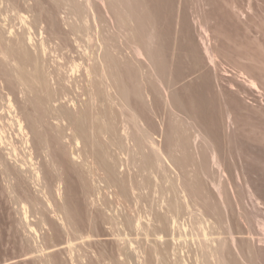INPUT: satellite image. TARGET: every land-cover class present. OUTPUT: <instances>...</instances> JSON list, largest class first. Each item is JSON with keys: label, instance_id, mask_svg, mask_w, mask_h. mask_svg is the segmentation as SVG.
Listing matches in <instances>:
<instances>
[{"label": "rangeland", "instance_id": "1", "mask_svg": "<svg viewBox=\"0 0 264 264\" xmlns=\"http://www.w3.org/2000/svg\"><path fill=\"white\" fill-rule=\"evenodd\" d=\"M62 1L0 0V33L8 43L30 32L33 42L28 48H43L44 56H39L51 74V85L61 84L51 86L62 88L58 102L74 113H83L87 105L85 129L94 133L99 123L107 132L93 137L89 132L85 138L72 135L75 129L65 128V122L56 126L50 121L54 126L42 128L45 141L41 143L31 127L38 112L18 94L13 79L5 77L0 62V136L4 137L0 142V264H160V257L167 253L172 260L184 258L193 264L198 240L204 238L191 230L192 217L187 214L180 220L179 224L187 222L186 231L170 226L165 235L155 222L156 216L166 214L169 199L190 200L191 211L200 214L203 209L194 205L192 195L205 210H214L224 224L230 219L236 236L240 238L242 231L241 238L247 239L248 212L253 209L264 217V0H77L86 16L90 13L85 20L89 25L83 22L88 28L83 29H78L82 21ZM204 40L212 63L204 51ZM135 47L143 50L142 56L138 57ZM106 51L114 63L110 81L116 82H106L108 87L112 83L105 87L111 95L107 101L88 105L93 85L85 67L100 63ZM9 102L27 132L19 131L16 118L10 117ZM59 126L68 129L66 133L56 134ZM54 133L59 138L65 134V139H56ZM213 151L220 169L209 162ZM109 169L114 170L115 179L109 178ZM219 180L227 208H222L212 185ZM174 187L176 194L171 191ZM248 190L253 193L251 199ZM239 243L243 258L249 260L247 242ZM229 249L224 253L226 262L240 264L237 250ZM154 253L159 254L158 260ZM254 257L252 261L261 262Z\"/></svg>", "mask_w": 264, "mask_h": 264}, {"label": "bare ground", "instance_id": "2", "mask_svg": "<svg viewBox=\"0 0 264 264\" xmlns=\"http://www.w3.org/2000/svg\"><path fill=\"white\" fill-rule=\"evenodd\" d=\"M61 1V0H60ZM66 1V0H65ZM65 1H62L63 2V5H64V7H66L67 5L68 6H70V7H68V10L70 11L69 13H71L73 16H75L78 20L80 19L82 22V24L81 23H77V24H80V25H82L81 26V28H78V25H77V28L78 29H83V28H88L87 27V17H88V15L90 14V13H87L88 15L86 16V14H85V9H84V7H82L84 10H82L80 7V5H77L76 4V1L77 0H75V1H69V0H67L66 2ZM85 1V0H84ZM100 1V0H99ZM104 1H106V0H104ZM103 1V2H104ZM16 2V1H15ZM57 2H59V1H57ZM65 2V3H64ZM72 2V3H71ZM79 2V1H78ZM77 2V3H78ZM94 2V1H93ZM102 2V1H101ZM110 2V1H109ZM60 4H61V2H59ZM67 3H69V4H67ZM84 3V2H83ZM86 3V2H85ZM84 3V4H85ZM88 3H90V1L88 2ZM104 4V3H103ZM108 4V3H107ZM112 4V3H111ZM116 4V3H115ZM83 5V4H82ZM80 6V7H79ZM105 6V5H104ZM110 6V5H109ZM112 6V5H111ZM63 7V6H62ZM108 8V7H107ZM64 9V8H63ZM91 9V8H90ZM111 9V8H110ZM107 10V9H106ZM65 11V10H64ZM83 11H84V14H83ZM94 11H96V10H94ZM111 11V10H110ZM97 13V12H96ZM108 14V13H107ZM109 14H111V13H109ZM94 15V14H93ZM72 16V17H73ZM113 15H111V17H112ZM67 17V16H66ZM69 17V16H68ZM71 17V16H70ZM92 17V16H91ZM115 17V16H114ZM95 18V17H94ZM93 18V19H94ZM116 18V17H115ZM69 19V18H68ZM88 19H90V18H88ZM107 19V18H106ZM113 19V18H112ZM87 22H86V21ZM65 21V23H66V20H64ZM71 21H72V19H71ZM75 21V20H74ZM85 21V23H87L85 26H84V24H83V22ZM96 21H97V19H96ZM107 21V20H106ZM114 22H116V21H114ZM120 22V21H119ZM102 23H104V21L102 22ZM106 24H108V23H106ZM67 25V24H66ZM75 25V24H74ZM89 25V24H88ZM109 25V24H108ZM115 25V24H114ZM72 26V25H71ZM76 26V25H75ZM105 26V25H104ZM104 26H102L103 28H104ZM107 26V25H106ZM74 27V26H73ZM83 27V28H82ZM99 27V26H98ZM60 28V27H59ZM93 28V27H92ZM106 28V27H105ZM71 29V28H70ZM76 29V28H75ZM100 29V28H99ZM115 29V28H114ZM72 30V29H71ZM77 30V29H76ZM88 30H91V29H88ZM95 30V29H94ZM81 31V30H80ZM83 31V30H82ZM97 31H99V30H97ZM96 31V32H97ZM101 31V30H100ZM117 31V30H116ZM0 32H2V31H0ZM26 32V31H25ZM59 32V31H58ZM72 32V31H71ZM70 32V33H71ZM112 32V31H111ZM11 33V32H10ZM95 33V32H94ZM104 33V32H103ZM24 34V33H23ZM22 34V35H23ZM67 34V33H66ZM85 34V33H84ZM77 35H79L78 33H77ZM90 35V34H89ZM92 35L93 34H91V37H92ZM97 35H99L100 36V34H97ZM109 36H111L110 34H108ZM4 35H2V33H0V60H2V61H0L1 63H3L4 65L3 66H5V70H4V72H5V77H8L10 80L11 79H13V82H12V85L13 84H15V87H16V89H18V91H19V93L18 94H20V95H22L21 97L23 98H25L26 99V101H31V105H32V107L34 108V111L33 112H35V113H37L38 112V114H36L35 116H36V118H34V120H33V126H31L34 130H33V132H36V133H34V134H37L38 136H39V138H41V140L42 141H40L41 143H43L44 141H43V136H42V134H41V130H42V128H44V126L46 125V124H50V126L51 127H53L54 125V123L56 124V126H58V124L57 123H60V124H62V123H67L68 125H66L65 126V128L67 127V126H70V130H71V128L73 127L74 129H75V131L76 132H73V134L72 135H74L75 133H77V135H81V136H85V138H86V135L88 136L89 135V132H88V130L87 129H85V124H86V116L88 117V112L86 113V111L84 112V110L88 107L87 105H84V106H86V108L83 110V113H81L82 111H80V113H74L72 110H71V108L68 106V105H66V104H63V103H59L58 101H60V96L61 95H63L61 92V95H60V93H59V90H61V89H59L58 88V86H57V88L59 89V90H54L51 86H53V84L54 83H56V82H52L53 84L51 85V74L50 73H48L45 69H44V59H43V57L42 58H40L43 54V52L41 51L43 48H39V47H33L32 48V46L30 47V48H32L33 49V51L34 52H31L30 51V48H28V44H30L31 42H33L32 40V38H31V35H30V32H29V34H27V35H25L24 34V36H22V37H19V39L20 40H18V42L16 41V42H8V40H7V42L8 43H6L5 42V40L3 41V38L5 37H3ZM86 36V35H85ZM114 36V35H113ZM76 37V36H75ZM83 37V36H82ZM91 37H89V38H91ZM96 37V36H95ZM69 38V37H68ZM79 38V37H78ZM80 38H81V34H80ZM98 38V37H97ZM118 38V37H117ZM59 39V38H58ZM73 39H75V38H73ZM85 39H87V37L85 38ZM99 39H100V37H99ZM14 40V39H13ZM68 40V39H67ZM110 40V39H109ZM108 40V41H109ZM113 40V39H112ZM112 40H110V41H112ZM115 40V39H114ZM207 40V39H206ZM81 41V40H80ZM88 41V40H87ZM91 41H92V39H91ZM93 41H94V39H93ZM98 41V40H97ZM101 41V40H100ZM100 41L98 42V43H100ZM105 41V40H104ZM117 42H118V40H116ZM205 41V40H204ZM5 42V43H4ZM73 42V41H72ZM75 42V41H74ZM90 42V41H89ZM102 42H103V40H102ZM114 42V41H113ZM104 43V42H103ZM42 44V43H41ZM73 44V43H72ZM79 44V43H78ZM88 44V43H87ZM93 44V43H92ZM91 44V45H92ZM102 44V43H101ZM115 44V43H114ZM117 44V43H116ZM31 45H33V46H35L34 45V43L33 44H31ZM37 45V44H36ZM40 45V44H39ZM42 45H44V44H42ZM46 45V44H45ZM99 45V44H98ZM103 45V44H102ZM41 46V45H40ZM79 46V45H78ZM81 46V45H80ZM83 46V45H82ZM94 46V45H93ZM110 46V45H109ZM112 46V45H111ZM114 46V45H113ZM119 46V45H118ZM203 46H204V51H205V53H206V55H207V58L209 59L208 61H210L211 63L213 62V56H212V54H211V51H210V49L208 48L209 46H207V44H206V41L205 42H203ZM42 47H44V46H42ZM65 47H67V46H65ZM87 47V46H86ZM96 47V46H95ZM105 47V46H104ZM38 48V49H37ZM46 48V47H45ZM116 48H118V47H116ZM48 49V48H47ZM85 49V48H84ZM87 49H89V47L87 48ZM106 49V48H105ZM110 49V48H109ZM135 49H136V54L138 55V57L139 56H142L143 55V50L141 51L140 50V48H136L135 47ZM45 50V49H44ZM77 50H78V48H77ZM89 50H91V48L89 49ZM103 50V49H102ZM108 50V49H107ZM94 51V50H93ZM96 51V50H95ZM115 51V50H114ZM133 51H134V49H133ZM47 52V51H46ZM117 52V51H116ZM75 53V52H74ZM92 53V52H91ZM95 53V52H94ZM105 53V52H104ZM119 53V52H118ZM45 54V53H44ZM69 54H70V51H69ZM88 54V53H87ZM102 54V53H101ZM112 54V53H111ZM39 55H41V56H39ZM78 55V54H77ZM44 56V55H43ZM47 56V54L45 55V57ZM93 56V55H92ZM95 56V55H94ZM84 57V56H83ZM87 57H88V55H87ZM99 57V56H98ZM2 58V59H1ZM70 59V58H69ZM74 59V58H73ZM80 59V58H79ZM83 59V58H82ZM86 59V58H85ZM97 59V58H96ZM102 59V60H101ZM46 60V59H45ZM60 60V59H59ZM90 60V59H89ZM98 60V59H97ZM96 60V61H97ZM100 60H101V62L100 63H95V66H94V64H93V67L91 68V67H87V69H86V67H85V74H86V76H87V78L89 79V82L91 83L90 85H93V86H91V88H90V90H89V92H88V99H87V102L86 103H88V105H89V103H91V102H100V103H102L104 100H106L105 98L106 97H111V95H110V93H109V91H108V94H107V91L105 90L106 88V84L108 83V81L109 82H112V81H110L111 80V78L113 79V77H112V75H111V65H113L114 63H113V58L112 57H110V55H109V53L106 51V53H105V56L103 55V57H100ZM148 60V59H147ZM40 61H42L43 63H41ZM66 61V60H65ZM68 61V60H67ZM84 61V60H83ZM214 62H216L215 60H214ZM68 63H69V61H68ZM80 63V62H79ZM85 63V62H84ZM112 63V64H111ZM52 64V63H51ZM78 64V63H77ZM65 65H67V64H65ZM75 65V64H74ZM53 66V65H52ZM58 66V65H57ZM61 66V65H60ZM73 66V65H72ZM73 68V67H72ZM75 68V67H74ZM48 69V68H47ZM70 70H71V68H70ZM78 70V69H77ZM84 70V69H83ZM53 71V70H52ZM82 71V70H81ZM113 71V70H112ZM58 72V71H57ZM78 72V71H77ZM52 73V72H51ZM71 73V72H70ZM78 74V73H77ZM84 74V73H83ZM82 74V75H83ZM84 74V75H85ZM113 74H115V73H113ZM53 75V74H52ZM59 75V74H58ZM66 75V74H65ZM69 75V74H68ZM61 76V75H60ZM77 76V75H76ZM115 76V75H114ZM56 77V76H55ZM65 77V76H64ZM74 77H75V75H74ZM79 77V76H78ZM82 77V76H81ZM60 78V77H59ZM72 78V77H71ZM116 78V77H115ZM9 79H8V83H10V81H9ZM53 79V78H52ZM75 79H76V77H75ZM82 79V78H81ZM80 79V80H81ZM59 80V79H58ZM79 80V79H78ZM83 80V79H82ZM81 80V81H82ZM6 81V80H5ZM55 81V80H54ZM61 81V80H60ZM59 81V82H60ZM68 81V80H67ZM75 81V80H74ZM73 81V82H74ZM84 81V80H83ZM87 81V80H86ZM62 82V81H61ZM78 82V81H77ZM107 82V83H106ZM115 82H116V80H115ZM114 82V83H115ZM58 83V82H57ZM56 83V84H57ZM69 83V82H68ZM83 83V82H82ZM82 83H81V85H82ZM113 83V82H112ZM112 83H109V87H110V84H112ZM113 83V84H114ZM11 84V83H10ZM56 84H54L55 86H56ZM73 84V83H72ZM75 84V83H74ZM77 84H79V83H77ZM86 84V83H85ZM6 85V84H5ZM57 85H59V84H57ZM61 85V84H60ZM59 85V86H60ZM76 85V84H75ZM63 86H64V83H63ZM68 86V85H67ZM7 87V86H6ZM61 87V86H60ZM75 87V86H74ZM73 87V88H74ZM90 87V86H89ZM93 87V88H92ZM108 87V86H107ZM108 87V88H109ZM80 88V87H79ZM86 88V87H85ZM107 88V89H108ZM119 88V87H118ZM66 89V88H65ZM64 89V87H63V90H65ZM69 90H70V88H68ZM96 89V90H95ZM157 89V88H156ZM72 90V89H71ZM81 90V89H80ZM10 91V90H9ZM66 91V90H65ZM77 91V90H76ZM116 91H117V89H116ZM12 92V91H11ZM68 92V91H67ZM74 92V91H73ZM118 92V91H117ZM63 93H64V91H63ZM69 93V92H68ZM77 94H78V92H77ZM80 94V93H79ZM116 94V93H115ZM65 95V94H64ZM71 95V94H70ZM30 96L32 97V99L30 98ZM69 96V95H68ZM78 96V95H77ZM70 97V96H69ZM86 97V96H85ZM1 98V97H0ZM29 98H30V100H29ZM67 98V97H66ZM65 98V99H66ZM7 99H9V97L7 98ZM24 99V100H25ZM68 99V98H67ZM71 99V98H70ZM69 99V100H70ZM108 99V98H107ZM4 100V99H3ZM9 101V100H8ZM62 101V100H61ZM63 101H64V99H63ZM67 101V100H66ZM65 101V102H66ZM76 101V100H75ZM74 101V102H75ZM81 101V100H80ZM107 101V100H106ZM108 101H110V100H108ZM112 101V100H111ZM1 102H2V100H1ZM7 103V102H6ZM27 103H29V102H27ZM59 103V104H58ZM76 103H77V101H76ZM112 103V102H111ZM110 103V104H111ZM74 104V103H73ZM168 104V103H167ZM81 105H83V104H81ZM93 105V104H92ZM112 105V104H111ZM4 106V105H3ZM94 106V105H93ZM110 106V105H109ZM8 107H9V109L8 110H11V111H9V113L12 115V116H10V117H15L16 118V122H17V125H18V128H19V131H21L22 133H24V132H27V131H25V128H26V126H25V128H24V126H23V123H22V121H21V119L20 118H18L19 116H17L15 113V111L16 110H13L14 109V106H13V104H11V102H9V104H8ZM31 107V106H30ZM97 107V106H96ZM112 107V106H111ZM32 108V109H33ZM93 108V107H92ZM98 108V107H97ZM102 108V107H101ZM6 109V108H5ZM16 109V108H15ZM18 109V108H17ZM87 109H89V107L87 108ZM94 109V108H93ZM93 109H91L92 111H93ZM100 109V108H99ZM104 109V108H103ZM102 109V110H103ZM80 110V109H79ZM98 110V109H97ZM1 111V110H0ZM19 111V110H18ZM17 111V112H18ZM23 111V110H22ZM32 111V110H31ZM37 111V112H36ZM104 111V110H103ZM6 112V111H5ZM7 113V112H6ZM21 113V112H20ZM23 113V112H22ZM21 113V114H22ZM32 113V112H31ZM97 113V112H96ZM9 114V115H10ZM14 114V115H13ZM102 114V113H101ZM2 114H1V112H0V116H1ZM4 115V114H3ZM91 115V114H90ZM100 115V114H99ZM103 115H104V113H103ZM107 115V114H106ZM6 116V115H5ZM3 117V116H2ZM0 118V120L1 119H3V118ZM9 117V116H8ZM99 117V116H98ZM24 118V117H23ZM30 118V117H29ZM92 118V117H91ZM95 118V117H94ZM14 119V118H13ZM28 120V119H27ZM26 121V120H25ZM50 121L51 122H53V124H51L50 123ZM8 122V121H7ZM15 122V123H16ZM110 122V121H109ZM4 123V122H3ZM98 123V122H97ZM5 124V123H4ZM59 124V125H60ZM1 125V124H0ZM25 125V124H24ZM53 125V126H52ZM55 126V127H56ZM109 126V125H108ZM127 126V125H126ZM3 127V126H2ZM51 127H50V130H53V128L51 129ZM60 127V126H59ZM102 127V126H101ZM100 126H99V123H98V125L95 123V130H96V132H94V133H96V134H100L101 135V133L103 132L102 130H104L105 131V129H106V127H102L101 128ZM41 128V129H40ZM46 128H49V126L48 127H46ZM45 128V129H46ZM68 128V127H67ZM72 128V129H73ZM105 128V129H104ZM56 129V128H55ZM54 129V130H55ZM60 129H62V127H60ZM58 130V129H56L55 130V133L56 132H58L59 133V135L60 134H62V133H66V130H68V129H62V130H65V131H61V130ZM73 129V130H74ZM90 129V128H89ZM107 129H108V127H107ZM48 130V129H47ZM73 130H71V132L73 131ZM46 131V130H45ZM86 131H87V133L88 134H86ZM102 131V132H101ZM54 132V131H53ZM99 132H101V133H99ZM105 132H107V130L105 131ZM104 132V133H105ZM43 133H44V131H43ZM52 133V132H51ZM54 133V137H56V139L57 138H59V136L57 137V135L56 134H58V133H56L55 134ZM91 133V135H90V137L92 136L93 137V131L92 132H90ZM0 134H2V133H0ZM21 134V133H20ZM95 134V135H96ZM141 134H143V133H141ZM140 134V135H141ZM181 134H182V132H181ZM44 135V134H43ZM76 135V134H75ZM103 135V134H102ZM42 136V137H41ZM68 136V135H67ZM81 136H78L79 138L81 137ZM147 136V135H146ZM183 136H184V134H183ZM54 137H53V139H54ZM89 137V136H88ZM95 137V136H94ZM97 137H99V136H97ZM178 137H180V136H178ZM185 137H187V136H185ZM184 137V138H185ZM4 137L1 135L0 136V142L1 143H3L4 142V139H3ZM65 139V134H63L62 136H60V138H59V140H62V139ZM141 138V137H140ZM147 138V137H146ZM45 139V138H44ZM56 139H54V141H56ZM68 139V138H67ZM94 139V138H93ZM93 139L91 140L92 142V144L95 142H93ZM142 139V138H141ZM183 139V138H182ZM190 138H188L187 137V140H189ZM194 139H197V136H196V138H194ZM59 140H57V142L59 141ZM143 140V139H142ZM202 140V139H201ZM9 141V140H8ZM68 141V140H67ZM97 141H99L98 139H97ZM185 142H186V140H184ZM191 141V140H190ZM56 142V143H57ZM69 142V141H68ZM182 142V141H181ZM56 143H53V144H56ZM59 143H61L62 144V142H59ZM58 143V144H59ZM90 143V144H91ZM152 143V142H151ZM187 143V142H186ZM185 143V144H186ZM40 144V143H39ZM46 144H47V142H46ZM58 144H56V145H58ZM65 144H67V143H65ZM97 144H98V142H97ZM141 144V143H140ZM184 144V143H183ZM199 144V143H198ZM42 145V144H41ZM48 145V144H47ZM50 145V144H49ZM60 145V144H59ZM96 145V144H95ZM100 146H101V144H99ZM152 145H153V143H152ZM99 146V147H100ZM141 146V145H140ZM190 146V145H189ZM197 146V145H196ZM11 147H12V145H11ZM41 147V146H40ZM48 147V146H47ZM66 147V146H65ZM94 147V146H93ZM144 147V146H143ZM181 147H182V145H181ZM186 147V146H185ZM13 148V147H12ZM42 148V147H41ZM103 148V147H102ZM187 148V147H186ZM91 149V148H90ZM96 149V148H95ZM94 149V150H95ZM100 149H101V147H100ZM154 149V148H153ZM181 149V148H180ZM198 149V148H197ZM47 150V149H46ZM55 150V149H54ZM93 150V151H94ZM102 150H105L104 148L102 149ZM184 150V149H183ZM13 151H16L14 148H13ZM43 151V150H42ZM49 151H51V150H49ZM97 150H95L94 152H96ZM142 151V150H141ZM185 151V150H184ZM94 152H92V153H94ZM102 152V151H101ZM104 152V151H103ZM47 153H48V150H47ZM97 153H99V152H97ZM155 153V152H154ZM186 154H187V152H185ZM185 153H184V155H185ZM13 154V153H12ZM101 154H103V153H101ZM93 155V154H92ZM10 156V155H9ZM95 156V155H94ZM98 156V155H97ZM100 156V155H99ZM102 156V155H101ZM104 156V155H103ZM187 156V155H186ZM95 158V157H94ZM93 158V159H94ZM105 158V157H104ZM103 158V159H104ZM143 158V157H142ZM199 158V157H198ZM4 159H6V158H4ZM96 159V158H95ZM94 159V160H95ZM102 159V158H101ZM103 159H102V164H103ZM7 160V159H6ZM184 160V159H183ZM185 160H186V158H185ZM199 160V159H198ZM197 160V161H198ZM98 161H99V159H98ZM187 162H188V160H186ZM185 161V162H186ZM203 161H205V159L203 160ZM101 162V161H100ZM106 162V161H105ZM199 162V161H198ZM210 164H211V166L212 167H216V168H218V169H220L221 168V164L219 163L220 161H218V159H217V156H216V154H215V152L213 151V152H211L210 153ZM3 163H6V162H4L3 161ZM2 163V164H3ZM107 163V162H106ZM105 163V164H106ZM7 164V163H6ZM104 164V166H108V165H105ZM145 164V163H144ZM144 164H142V165H144ZM195 164V163H194ZM200 164H203V163H200ZM155 165V164H154ZM158 165V164H157ZM196 165V164H195ZM204 165V164H203ZM23 166V165H22ZM101 166V165H100ZM136 167V166H135ZM145 167V166H144ZM148 166H146V168H147ZM151 167L152 166H149L148 168H150L151 169ZM154 167V166H153ZM186 167H188V165H186ZM197 167H199V166H197ZM15 168H16V166H15ZM22 168V167H21ZM26 168V167H25ZM24 168V169H25ZM107 169L109 168V167H106ZM111 168V167H110ZM215 168V169H216ZM10 169V168H9ZM29 169V168H28ZM106 169V170H107ZM141 169V168H140ZM145 169V168H144ZM202 169V168H201ZM214 169V168H213ZM19 170V169H18ZM30 170V169H29ZM28 170V171H29ZM32 170V169H31ZM143 170V169H142ZM188 170H189V168H188ZM188 170H187V172H188ZM198 170H200V169H198ZM197 170V171H198ZM27 171V172H28ZM34 171V170H33ZM32 171V172H33ZM109 171V178L110 179H112V178H116V176H115V172H114V170H112V169H109L108 170ZM140 171V170H139ZM155 171V170H154ZM196 171V172H197ZM31 172V173H32ZM35 172V171H34ZM106 172V171H105ZM137 172H138V170H137ZM146 172H147V170H146ZM203 172V171H202ZM4 173V172H3ZM16 173H17V171H16ZM20 173V172H19ZM18 173V174H19ZM22 173V172H21ZM30 173V174H31ZM152 173H153V171H152ZM189 173V172H188ZM199 173H201V172H199ZM206 173V172H205ZM204 173V174H205ZM221 173V172H220ZM7 174V173H6ZM147 174V173H146ZM151 174V173H150ZM10 175V174H9ZM14 175V174H13ZM19 176V175H18ZM18 176H16V177H18ZM106 176H108V175H106ZM139 176V175H138ZM9 177H11V176H9ZM19 177H21V176H19ZM24 177H25V175H24ZM112 177V178H111ZM195 177V176H194ZM108 178V179H109ZM145 178V177H144ZM215 178V177H214ZM222 178V177H221ZM26 179V178H25ZM30 179H31V177H30ZM34 179V178H33ZM32 179V180H33ZM118 179V178H117ZM120 179V178H119ZM146 179V178H145ZM144 179V180H145ZM35 180V179H34ZM36 180H37V178H36ZM137 180V179H136ZM140 180V179H139ZM138 180V181H139ZM152 180V179H151ZM218 180V179H217ZM223 180V179H222ZM20 181V180H19ZM123 181H124V179H123ZM197 181V180H196ZM36 182V181H35ZM120 182H121V180H120ZM153 182V181H152ZM122 183V182H121ZM126 183V182H125ZM137 183V182H136ZM139 183V182H138ZM198 183V182H197ZM223 183V182H222ZM120 184V183H119ZM118 184V185H119ZM142 184H143V182H142ZM151 184V183H150ZM124 184H122V186H123ZM140 185V184H139ZM148 185V184H147ZM153 185V184H152ZM173 185H174V183H173ZM212 185H213V187H214V189L217 191V194H218V197H217V200L218 199H220L221 200V202H222V208H227V207H225L226 205V203L223 201V198H225V197H223V193H222V191H221V181L219 180V181H217V182H212ZM137 186V185H136ZM144 186V185H143ZM160 186V185H159ZM175 186V185H174ZM121 187V186H120ZM125 187V186H124ZM123 187V189L125 190V191H127L125 188ZM138 187V186H137ZM141 187H142V185H141ZM155 187H157L156 185H155ZM177 187V186H176ZM122 188V187H121ZM158 188V187H157ZM172 188V187H171ZM137 189V188H136ZM145 189V188H144ZM151 189V188H150ZM153 189V188H152ZM169 189H170V187H169ZM176 188L174 187L171 191L173 192V194L175 193L176 194V190H175ZM120 190V189H119ZM122 190V189H121ZM138 190V189H137ZM156 190V189H155ZM185 190H186V188H185ZM194 190V189H193ZM249 191V190H248ZM247 191V195L249 196V198L251 199V197L253 196L252 194H251V192L249 191L248 192ZM121 192V191H120ZM129 192V191H128ZM140 192V191H139ZM143 192V191H142ZM152 192V191H151ZM158 192V191H157ZM184 192V191H183ZM186 193H188L187 191H185ZM196 192V191H195ZM231 192V191H230ZM122 193H123V191H122ZM124 193H126V192H124ZM148 193V192H147ZM146 193V194H147ZM155 193V192H154ZM168 193H169V191H168ZM192 193V192H191ZM197 193V192H196ZM196 193H193V194H196ZM200 193V192H199ZM140 194V193H139ZM149 194V193H148ZM177 194H178V192H177ZM189 194H190V192H189ZM188 194V195H189ZM172 195V194H171ZM185 195V194H184ZM187 195V196H188ZM191 195V194H190ZM189 195V196H190ZM144 196V195H143ZM163 196V195H162ZM165 196V195H164ZM176 196V195H175ZM188 196V197H189ZM195 197V195H192L191 197ZM198 196H200V195H198ZM255 196V195H254ZM147 197V196H146ZM152 197V196H151ZM177 197V196H176ZM176 197H174V198H176ZM178 197H179V195H178ZM181 197V196H180ZM179 197V198H180ZM193 197V199H192V201L194 202V205L195 206H198L200 209L202 208L203 210H199L200 211V214L199 213H193V211H191V206H189V204L188 203H192V202H189L188 201V203L186 202H183V203H185V204H183L182 203V201H181V199H177L176 198V200L174 201V200H172V199H169L168 201H167V204H166V214L165 213H163V214H165L164 216H162V215H160V216H156L155 217V222H156V224H157V222L159 223V229L161 228L162 229V231L164 232V234L163 235H165V233L166 234H168V233H170V230H171V227L173 226V229L175 228V227H179L181 230H184V231H186L187 230V222H184L185 224H179L180 222L182 223V221H180L181 219L183 220V217L185 216V215H187V214H189L192 218L191 219H193L192 220V224H190L189 226H190V228H191V230H195V233H196V236H198V237H200V236H203V240H198L199 242H198V244H199V247H198V249L195 251V252H193L194 254V257H195V259H196V262H198L197 264H228L227 262H226V258H224L225 257V255H224V253H225V250H230L229 248L231 247V248H234V250H237V252H238V255L237 256H239L240 257V264H241V261L244 259V261L246 260V264H264V217L263 216H260V215H258V211H254V212H252V210H251V214H249V212H248V216H246L247 218H249V219H247L246 221V223H247V232H246V234L248 235V238L247 239H244V238H241V236L244 234V232L242 233V231H239V233L241 234V236H240V238H238L239 237V235H237L236 236V234H237V232H235V231H233V227L231 226V224L229 223V221H230V219H229V221H227L226 220V223L224 224V222L225 221H221V219L219 220L218 218H216V214H215V212H214V210H212V212L211 211H207V210H205L204 209V207L202 206V204L199 202V198H197V197H195L194 198ZM216 197H214L213 196V198L215 199ZM256 197V196H255ZM141 198V197H140ZM162 198V197H161ZM187 198V197H186ZM190 198V197H189ZM188 198V199H189ZM201 198V197H200ZM212 198V199H213ZM142 199L144 200V198L142 197ZM152 199H154L153 197H152ZM159 199V198H158ZM202 199H204V197L202 198ZM179 200L181 201V202H179ZM219 200V201H220ZM158 201V200H157ZM185 201V200H184ZM216 201V200H215ZM160 202V201H159ZM206 202V201H205ZM221 202H220V204H221ZM149 205H150V203L149 202H147ZM207 203V202H206ZM205 203V204H206ZM147 204V205H148ZM160 204V203H159ZM208 204V203H207ZM214 203H212V205H213ZM218 204V203H217ZM154 205H157V204H154ZM192 205V204H191ZM219 205V204H218ZM208 207H209V205H207ZM211 206V205H210ZM221 206V205H220ZM193 207V206H192ZM197 207V208H198ZM216 207H217V205H216ZM219 207V206H218ZM150 208V207H149ZM158 208H160V207H158ZM157 208V209H158ZM194 208V207H193ZM210 208V207H209ZM215 208V207H214ZM229 208V207H228ZM162 209V208H161ZM250 209H251V207H250ZM209 210V209H208ZM215 210H216V208H215ZM222 210H226V209H222ZM222 210H220V211H222ZM229 210V209H228ZM149 211V210H148ZM152 211V210H151ZM154 211H155V209H154ZM157 211V210H156ZM195 212V211H194ZM218 212V215H219V211H217ZM152 213V212H151ZM160 213V212H159ZM222 213V212H221ZM240 213V212H239ZM162 214V213H161ZM226 214V213H225ZM153 215V214H152ZM227 215V214H226ZM228 215H230V214H228ZM262 215V214H261ZM249 216H251V217H249ZM126 217V216H125ZM222 217V216H221ZM260 217H262L263 219H261ZM188 218V217H187ZM186 218V219H187ZM228 218V217H227ZM239 218V217H238ZM241 218V217H240ZM150 219H152V218H150ZM223 219V218H222ZM89 220V219H88ZM240 220H242V219H240ZM91 221V220H90ZM151 221V220H150ZM186 221V220H185ZM124 222H125V220H124ZM140 222V221H139ZM231 222V221H230ZM189 223H191V222H189ZM246 223H244V224H246ZM126 224V223H125ZM132 224V223H131ZM124 225V224H123ZM128 225H129V223H128ZM128 225H126V226H128ZM133 225V224H132ZM138 225V224H137ZM206 225H207V227H206ZM125 226V227H126ZM149 226V225H148ZM154 226V225H153ZM171 226V227H170ZM246 226V225H245ZM124 227V228H125ZM139 227L141 228V225H139ZM146 227V225L144 226V228ZM128 228V227H127ZM129 228H130V226H129ZM143 228V229H144ZM153 228V227H152ZM190 228H188V230L189 231H191L190 230ZM137 229V228H136ZM136 229H134V230H136ZM139 229V228H138ZM156 231H158L157 230V226H156ZM161 229H160V231H161ZM147 230V229H146ZM145 230V231H146ZM161 231V232H162ZM175 231V230H174ZM197 231V232H196ZM150 232V231H149ZM152 232H153V230H152ZM182 232V231H181ZM158 233H160L159 231H158ZM132 234V233H131ZM151 234V233H150ZM153 234H154V232H153ZM156 234H157V232H156ZM162 234V233H161ZM148 235H149V233H148ZM155 235V234H154ZM209 235H211V236H215V238H213V239H205L206 238V236H209ZM169 236H170V234H169ZM244 237V236H243ZM245 238H246V236H245ZM156 240V239H155ZM154 240V241H155ZM240 240H245L246 242H247V248H248V250L250 251V253H249V256L250 255H252V256H250L248 259L249 260H247L246 258H243V255L245 256V254H243L242 255V253L240 252V251H242V250H239L238 249V246H239V242H240ZM157 242V241H156ZM175 243V242H174ZM239 243V244H238ZM245 244V243H244ZM246 245V244H245ZM154 246V245H153ZM160 246V245H159ZM173 246V245H172ZM192 246V245H191ZM245 247V246H244ZM245 247V248H246ZM156 248V247H155ZM158 249V248H157ZM156 249V250H157ZM191 249V248H190ZM243 249V248H242ZM161 250V249H160ZM166 250H167V248H166ZM171 250H172V248H171ZM244 250V249H243ZM151 251V250H150ZM153 251V250H152ZM163 251H164V249H163ZM178 251V250H177ZM174 252V251H173ZM181 252V251H180ZM191 252V251H190ZM189 252V253H190ZM230 252V251H229ZM156 253V252H155ZM155 253H154V256H155ZM163 253V252H162ZM176 253V252H175ZM182 254H183V252H181ZM228 253V252H227ZM246 253V252H245ZM164 254V253H163ZM168 254V253H167ZM167 254H165L164 256L165 257H163L162 255V258L160 257V264H189L187 261H189V260H185L183 257V259H181V258H175L174 260H172V258H171V256H169V254L167 255ZM173 254V253H172ZM187 254V253H186ZM191 254V253H190ZM189 254V255H190ZM230 254V253H229ZM232 254V253H231ZM171 255V254H170ZM174 255V254H173ZM172 255V256H173ZM188 255V254H187ZM188 255V256H189ZM253 255L255 256L254 258H256V259H259L261 262L260 263H255L254 262V260L252 261L251 259H252V257H253ZM175 256V255H174ZM177 256V255H176ZM247 256V255H246ZM148 257V256H147ZM153 257V256H152ZM158 257H159V254L157 253L156 254V256H155V258L158 260ZM177 257H179V256H177ZM190 257V256H189ZM192 257V256H191ZM233 257H235V256H233ZM239 257H237V258H239ZM151 258V257H150ZM236 259V258H235ZM148 260V259H147ZM239 260V259H238ZM231 261V260H230ZM233 261V260H232ZM243 261V262H244ZM258 261V260H257ZM158 262V263H159ZM196 262H194L193 264H196ZM151 264H153V263H151ZM191 264H192V262H191ZM229 264H230V262H229ZM232 264V263H231ZM238 264V263H237Z\"/></svg>", "mask_w": 264, "mask_h": 264}]
</instances>
